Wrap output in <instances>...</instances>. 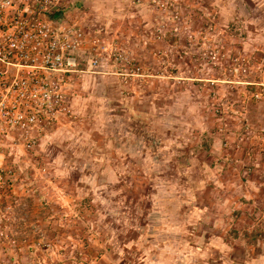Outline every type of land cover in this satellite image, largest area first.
<instances>
[{
	"label": "rangeland",
	"instance_id": "1",
	"mask_svg": "<svg viewBox=\"0 0 264 264\" xmlns=\"http://www.w3.org/2000/svg\"><path fill=\"white\" fill-rule=\"evenodd\" d=\"M53 3L74 64L0 148V264H264V0Z\"/></svg>",
	"mask_w": 264,
	"mask_h": 264
},
{
	"label": "built area",
	"instance_id": "2",
	"mask_svg": "<svg viewBox=\"0 0 264 264\" xmlns=\"http://www.w3.org/2000/svg\"><path fill=\"white\" fill-rule=\"evenodd\" d=\"M53 4L0 0V148L13 128L55 121L59 74L74 62L71 27L54 17Z\"/></svg>",
	"mask_w": 264,
	"mask_h": 264
}]
</instances>
